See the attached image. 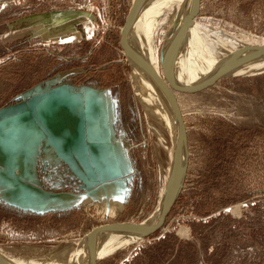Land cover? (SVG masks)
<instances>
[{
    "label": "rangeland",
    "instance_id": "1",
    "mask_svg": "<svg viewBox=\"0 0 264 264\" xmlns=\"http://www.w3.org/2000/svg\"><path fill=\"white\" fill-rule=\"evenodd\" d=\"M133 1L0 0V107L20 101L37 86L107 91L110 143L128 160L122 174L128 194L124 202L105 200L111 203L106 207L82 196L71 208L35 211L13 201L0 183V252L18 264L62 261V255L51 256L53 249L86 239L104 222L145 223L162 202L171 167L160 138L166 134L136 95L119 43V28ZM135 20L127 35L129 53ZM192 23L202 38L210 35L233 50L264 46V0H200ZM65 27L67 39L52 36ZM168 29L164 23L153 33V46L157 73L162 77L166 70L186 126L182 188L159 231L98 264H264V72L225 77L188 92L203 81L186 84L170 75L162 60ZM9 127V121L0 125V147ZM23 129L8 146L14 157L35 155L34 177L25 181L49 193L89 190L64 162L44 159V139L30 144L35 138L26 142Z\"/></svg>",
    "mask_w": 264,
    "mask_h": 264
},
{
    "label": "water",
    "instance_id": "2",
    "mask_svg": "<svg viewBox=\"0 0 264 264\" xmlns=\"http://www.w3.org/2000/svg\"><path fill=\"white\" fill-rule=\"evenodd\" d=\"M147 2L148 0L133 1L122 26L119 28V43L127 57H129V53L126 49L128 31L137 18L140 10ZM199 10L200 0H193L191 12L184 18V26L180 32H185L187 26L199 13ZM244 52H247L248 55H240ZM236 56L244 58L243 60L246 62L260 57L264 58V46L254 47L244 45L236 49L225 62L220 64L212 75L201 84L189 88L188 92L208 88L214 85L218 80L229 77L230 75L228 74H230L234 68L233 61ZM150 75L154 77L158 85L166 93L179 124L178 137L168 174L167 188L158 220L152 224H146L141 221L104 222L93 227L89 231L87 235H89L91 239L95 238L96 234L100 231L120 226H126L129 229L136 230L140 233L141 238H146L155 234L163 227L182 188L188 162L185 122L175 96V90L170 86L168 81L166 70L162 68V77L157 74L155 75L153 72ZM85 87L86 86H83L81 89L74 91L69 84H60L50 87L37 86L33 91L25 92V96L22 97L20 101L0 107V125L8 121L10 122L4 147H0V183L6 188L9 197L16 203L40 212L71 208L55 207L39 210L25 205L13 197L11 185L7 184L5 180L20 186L25 191V194L30 193L31 199L35 202H43L60 194L49 193L34 185V183L25 181L26 178L30 179L29 176L34 177L33 166L35 155L22 154L14 157L8 146L9 141L12 140V135L21 133V126L24 127L23 133L26 142H29L30 138H35V141L31 140L30 144L44 139L43 146L41 147L44 159L52 160V162L54 161L56 164H59L61 161L64 162L68 166V169L85 183V185L82 186H85L84 188L89 190L83 194L77 195L89 194L91 189L105 181L114 180L124 184L122 174L126 173L128 170V160L117 146L110 143L112 128L108 123V118H106L109 115V108L106 105L109 101V96L102 103L103 110L97 111L98 108H96L93 99L86 97ZM93 109L95 111H93ZM17 131H20V133H17ZM109 146H113L116 151V169L111 167L102 153L103 148ZM181 151H183L184 154L182 168H180V164L178 167V154ZM5 154H8L7 158H5ZM19 168H21V173L17 174L16 171ZM102 173H104V175H101ZM87 174L89 178H87ZM70 194L76 195L74 193ZM99 260L100 259H98V261ZM98 261L96 264H98ZM0 264H6L1 255Z\"/></svg>",
    "mask_w": 264,
    "mask_h": 264
},
{
    "label": "bare ground",
    "instance_id": "3",
    "mask_svg": "<svg viewBox=\"0 0 264 264\" xmlns=\"http://www.w3.org/2000/svg\"><path fill=\"white\" fill-rule=\"evenodd\" d=\"M192 1L193 0H148L147 4L140 10L137 16L134 42L131 46L130 53L128 52V59L132 68V78L136 82L135 93L140 96V100L141 98L144 100L143 104H145L143 106L148 110L150 115L159 119L158 121H160L162 125V130L164 134H166L165 136H167L166 138L163 134L162 136L160 135L161 143L167 147V152L168 154L170 153V161L173 159L179 124L170 101L162 94L163 90H157L158 83L155 79H152L154 77L150 75L151 71L155 75H158V69L156 68L157 54L153 46V36L156 34V30L161 29L164 23L169 24L162 60L170 75L186 84H194L207 79L216 71L220 64L225 62L230 54L235 51L224 42L214 39L210 35H207L205 39L202 38L200 27L197 26L196 23L191 22L187 26L185 32H180L184 26V18L191 12ZM168 16L170 17L168 18ZM182 38L183 42L181 43ZM185 41L186 45H188L187 47L185 46ZM219 45L223 48L218 49ZM243 59L244 58L237 56L234 58V68L230 74H228L230 75L229 77H235V75H256V73L264 72V58L260 57L247 62ZM84 90L86 97L93 99L96 108H98L97 111L103 110L102 103L107 99L109 93L91 87H85ZM93 111L95 110L93 109ZM163 141H169L171 143L170 146ZM115 152L113 146L104 147L102 150L103 155L113 169H116L117 165ZM7 157L8 154H5V158ZM183 162L184 154L183 151H181L178 154V167L180 164V168H182ZM16 173L20 174L21 168H19ZM5 182L11 185L13 197L15 199L39 210L44 208L50 209L55 207L66 208L76 206L82 202V196H87L94 202H104L101 206L106 207L111 203H107L105 200L124 202L128 194V190L122 182L112 180L105 181L95 186L91 189L89 194L78 196L63 192L46 201L35 202L31 199V194H25V191L20 186L10 183L8 180H5ZM163 200L164 197L158 210L146 220V224H152L158 220ZM120 204L112 203V205L118 207L121 206ZM140 240H142V238L140 237V233L136 230L129 229L126 226L114 227L109 230L98 232L93 239L88 236L80 242L68 244L61 251L58 248L53 249L51 253L52 257L55 256V258L62 259V255L64 258L62 261L59 260L53 263L49 260L48 263L90 264L91 262L94 263L98 261V259L104 256L107 257V255L124 249L130 244H133V242ZM0 255L6 264H18L16 263L17 260L13 258L9 259L8 256L1 252Z\"/></svg>",
    "mask_w": 264,
    "mask_h": 264
},
{
    "label": "crops",
    "instance_id": "4",
    "mask_svg": "<svg viewBox=\"0 0 264 264\" xmlns=\"http://www.w3.org/2000/svg\"><path fill=\"white\" fill-rule=\"evenodd\" d=\"M66 28L67 27L55 31L52 36L53 37L57 36L58 39H67V35H65L66 34Z\"/></svg>",
    "mask_w": 264,
    "mask_h": 264
}]
</instances>
